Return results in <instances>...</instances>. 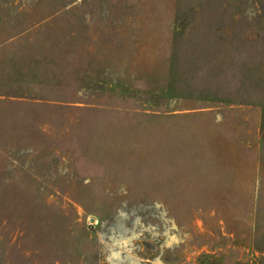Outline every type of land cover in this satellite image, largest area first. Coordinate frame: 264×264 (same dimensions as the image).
<instances>
[{
	"label": "rangeland",
	"instance_id": "374dc122",
	"mask_svg": "<svg viewBox=\"0 0 264 264\" xmlns=\"http://www.w3.org/2000/svg\"><path fill=\"white\" fill-rule=\"evenodd\" d=\"M0 264H264V0H0Z\"/></svg>",
	"mask_w": 264,
	"mask_h": 264
}]
</instances>
